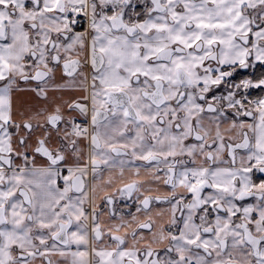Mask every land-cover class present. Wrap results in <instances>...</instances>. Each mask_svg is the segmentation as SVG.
Instances as JSON below:
<instances>
[{
  "label": "snow or ice",
  "instance_id": "obj_1",
  "mask_svg": "<svg viewBox=\"0 0 264 264\" xmlns=\"http://www.w3.org/2000/svg\"><path fill=\"white\" fill-rule=\"evenodd\" d=\"M0 264H264V0H0Z\"/></svg>",
  "mask_w": 264,
  "mask_h": 264
}]
</instances>
